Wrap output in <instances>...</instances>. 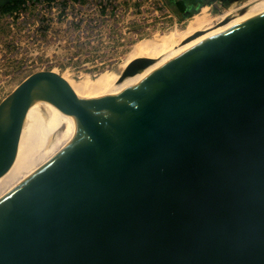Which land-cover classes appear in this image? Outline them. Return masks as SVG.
Here are the masks:
<instances>
[{
  "label": "water",
  "instance_id": "1",
  "mask_svg": "<svg viewBox=\"0 0 264 264\" xmlns=\"http://www.w3.org/2000/svg\"><path fill=\"white\" fill-rule=\"evenodd\" d=\"M0 264H264V16L106 101L44 73L1 102Z\"/></svg>",
  "mask_w": 264,
  "mask_h": 264
},
{
  "label": "rangeland",
  "instance_id": "2",
  "mask_svg": "<svg viewBox=\"0 0 264 264\" xmlns=\"http://www.w3.org/2000/svg\"><path fill=\"white\" fill-rule=\"evenodd\" d=\"M163 1L164 9L160 0H24L17 10L0 12V104L44 73L73 86L85 84L87 91L101 75L119 80L127 66L142 57L136 52L140 43L183 32L203 13L212 19L208 30L222 22L221 17L232 18L227 14L233 7L238 6V13L232 16H240L254 2L214 0L204 11L185 18L172 9L173 1ZM5 2L0 0V6ZM114 84L100 95L72 94L106 101L114 97L109 96Z\"/></svg>",
  "mask_w": 264,
  "mask_h": 264
},
{
  "label": "bare ground",
  "instance_id": "3",
  "mask_svg": "<svg viewBox=\"0 0 264 264\" xmlns=\"http://www.w3.org/2000/svg\"><path fill=\"white\" fill-rule=\"evenodd\" d=\"M254 2L252 3L248 2L250 3V5L251 4L253 5L252 9H250V11H247L245 14L240 16H232L238 11V6L233 7L231 10L228 11L227 14L228 17H232V18H228L224 20V18L221 17L220 19L223 21L211 29L206 30V28H208V26L212 23V19L209 18V16H206L207 15L206 13H203L201 15L194 17L195 18L194 22H192L190 26L187 27V30L183 32H173L168 36H164L159 39H153L152 41L149 40L140 43L136 47V52L142 56L141 58H151V59L154 58L156 63L148 67L147 69L141 71L136 76L126 78L121 83L119 82V80L115 79L116 77L114 79H110L108 75H101L96 80L93 89H90L89 91H87L88 89L86 88L85 84H82V86L80 85L73 86L67 83L66 84L71 93L78 92L83 94L90 93L94 95H100V93H105L112 86V84L115 83L112 87L114 89L110 91L111 93L109 92L110 97L113 95L115 97L121 94L122 92H124L125 90H128L129 88L136 86L142 80L148 78L150 75L160 70L161 68H164L192 54L193 52L214 43L220 40L221 38L233 32H236L241 28L254 22L255 20L263 17L264 0H254ZM202 10L204 11L203 8ZM225 21H227V24L221 26V24H223V22ZM197 32H206V34L190 44H187L185 46L182 45V42H184L187 38L191 37ZM180 41L181 44L177 46V43ZM160 55H161L160 58L155 59L157 56ZM99 101H103V100H99ZM58 108L59 106L57 104L47 100H41L32 104V106L28 110V113L26 115L22 127L20 140L18 144V151L40 129V127L55 113V111Z\"/></svg>",
  "mask_w": 264,
  "mask_h": 264
},
{
  "label": "trees",
  "instance_id": "4",
  "mask_svg": "<svg viewBox=\"0 0 264 264\" xmlns=\"http://www.w3.org/2000/svg\"><path fill=\"white\" fill-rule=\"evenodd\" d=\"M213 1L214 0H182L177 2L171 0V3L173 4L172 9L179 16L183 17L186 12H190L191 16L197 14L202 7L212 4ZM22 3H24V0H7V2L0 6V12L10 13L17 10Z\"/></svg>",
  "mask_w": 264,
  "mask_h": 264
},
{
  "label": "built area",
  "instance_id": "5",
  "mask_svg": "<svg viewBox=\"0 0 264 264\" xmlns=\"http://www.w3.org/2000/svg\"><path fill=\"white\" fill-rule=\"evenodd\" d=\"M160 1H161V2H160V4H159V6H160L161 8H163V9L166 8V3H165L163 0H160ZM174 1H177V2H178V1H182V0H174ZM105 4H107V2H106ZM207 6H208V5H207ZM202 8H203V7H202ZM133 10H137V8H134V9L132 8L131 11H133Z\"/></svg>",
  "mask_w": 264,
  "mask_h": 264
},
{
  "label": "flooded vegetation",
  "instance_id": "6",
  "mask_svg": "<svg viewBox=\"0 0 264 264\" xmlns=\"http://www.w3.org/2000/svg\"><path fill=\"white\" fill-rule=\"evenodd\" d=\"M222 21V20H221ZM207 29V28H206ZM209 29H211V28H209Z\"/></svg>",
  "mask_w": 264,
  "mask_h": 264
}]
</instances>
